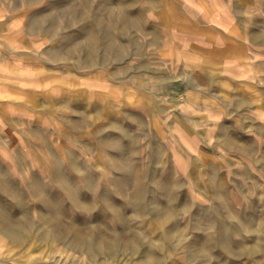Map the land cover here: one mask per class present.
Instances as JSON below:
<instances>
[{"label": "rangeland", "instance_id": "obj_1", "mask_svg": "<svg viewBox=\"0 0 264 264\" xmlns=\"http://www.w3.org/2000/svg\"><path fill=\"white\" fill-rule=\"evenodd\" d=\"M147 2L0 0V23L7 24L0 34L1 174L9 184L0 195V264H264V108L260 148H249L253 134L247 122L240 125L251 155L231 156L214 139L207 146L196 141L200 154L179 170L166 112L153 100L142 107L149 93L142 98L140 89H127L121 75L141 64L120 56L133 41L142 43L137 13ZM94 4L97 13L89 11ZM42 15L54 24L36 26ZM94 19L103 27L79 35ZM31 20L47 32L30 30ZM91 35L96 44L85 46ZM166 87L152 95L159 107L187 99L184 85ZM60 180L85 195L88 213L69 202ZM138 184L147 193L137 215L126 202ZM160 194L165 203L157 215ZM133 204L140 210L141 202ZM75 231L104 249H76L63 238ZM148 248L152 261L143 256Z\"/></svg>", "mask_w": 264, "mask_h": 264}, {"label": "crops", "instance_id": "obj_2", "mask_svg": "<svg viewBox=\"0 0 264 264\" xmlns=\"http://www.w3.org/2000/svg\"><path fill=\"white\" fill-rule=\"evenodd\" d=\"M81 7L85 11L84 6ZM89 11L97 13L96 4ZM133 12L127 9L131 18ZM263 12L264 0H148L137 13L141 21L137 31L142 35V43L133 41L127 49L119 45L126 51L121 54V60L125 56L141 61L139 69L134 71L127 67L121 75L126 78L127 89H140L142 98L146 91L149 93V101L146 103V97L143 98L142 107H151L152 100L158 104L152 95L166 90L167 85L185 86L187 99L181 104L167 105L170 109L177 108L178 112L172 114L163 104L160 107L151 104L160 108V112H166L164 121L173 124L168 132L178 140L173 143V149L179 170L183 169L187 157L200 154L201 144L196 141L207 146V141L214 139V146L223 148L231 156L251 155L241 144L243 129L240 125L245 122L253 134L249 148L256 145L260 148L256 141L261 139L264 99L257 86L264 80ZM80 18L83 25L89 20ZM94 23L85 26L79 35L85 38L86 30L95 29L97 24L103 27L100 21ZM110 24L111 27L112 22ZM6 28V23H0V34L5 33ZM29 28L40 30L32 20ZM41 30L47 32L44 27ZM110 33L114 35L112 44L117 47L118 35L111 29ZM110 61H113L111 57ZM4 88L1 84L0 98ZM112 89L114 92L119 88ZM4 120L7 122L6 118ZM5 135L4 123L0 125V139ZM4 146L0 144V195L3 197L7 194L5 186L9 185L1 174L6 165L4 155L1 156L5 154Z\"/></svg>", "mask_w": 264, "mask_h": 264}, {"label": "bare ground", "instance_id": "obj_3", "mask_svg": "<svg viewBox=\"0 0 264 264\" xmlns=\"http://www.w3.org/2000/svg\"><path fill=\"white\" fill-rule=\"evenodd\" d=\"M48 22L51 23V25H53L55 20H54V18H51L49 16L46 17V16H43V15L40 16V17L35 18V25L36 26H46V25H49ZM89 41H90L89 43L92 44V45L96 44V40H95L94 36H92V35L90 36ZM57 176L59 177V175H57ZM60 186H61L62 190L64 191L65 195L67 196V199L69 200V202L72 203L73 205H75L77 208H79V210L84 211L85 213H88L91 210V206H89V203H86L87 200H85V198H86L85 195L82 194L81 192H79V190L75 189L71 184H67V183H65L62 180H60ZM121 193H122V191L120 192V194ZM146 193H147V191H145V189L140 184H138L135 187L134 201L130 202V200H129V201L126 202V204L132 206V210L134 209L135 214H137V215L139 214V212L141 213L143 211V206L145 208L146 201L144 202V201H141V200H142V197ZM135 201H136V204L138 202L142 203V205H140V210H139V207H138L139 205H136V208L134 207L133 202L135 203ZM154 202L157 205H156V209H153V212L155 214L159 215V214L162 213V211L160 209L164 208L163 202L165 203V196L163 194H160L159 199L157 201L154 200ZM154 202H149L150 203V207L155 208L154 207V204H155ZM111 211H113V212L115 211L114 207L111 208ZM53 213H54V209H52V214ZM137 237H138V235H136V238ZM63 238L65 240L69 241L72 246H74L76 249H79L80 251L85 250V251L90 253L91 248H94V249H96L98 251H102L104 249V244H102V242L96 241V240L94 241V240L90 239L89 237L83 236L79 232H76V233H74L72 235H68V236L67 235H63ZM68 238H69V240H68ZM139 244L142 245V240L141 239H140V243ZM129 247H132L131 248L132 250H136V248H137L136 244L134 242ZM110 248H111V250H114V249H116V245L115 244L111 245ZM226 249H228V248H226ZM151 252H152L151 249H149V248L146 249L143 252L144 259H146L148 261L154 260V257H153Z\"/></svg>", "mask_w": 264, "mask_h": 264}]
</instances>
